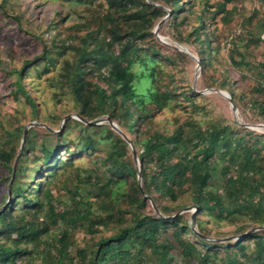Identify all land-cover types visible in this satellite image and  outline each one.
<instances>
[{"label": "trees", "instance_id": "obj_1", "mask_svg": "<svg viewBox=\"0 0 264 264\" xmlns=\"http://www.w3.org/2000/svg\"><path fill=\"white\" fill-rule=\"evenodd\" d=\"M101 2L106 3L101 13L88 22L69 27V41L57 36L50 44L39 40L41 55L15 69L19 78L14 82V93L26 95V101L36 111L34 99L24 89V69L43 63L47 73L71 49L75 58L63 59L61 79L56 83L69 89L78 114L88 121L108 115L132 132L141 121L142 129L133 142L142 162L146 191L160 210L172 214L180 205L166 202L176 203L181 195H186L189 203L198 207V213L212 216L217 223H238L241 237L236 242L205 239L192 230L185 214L159 216L140 184L127 179L128 173L135 177L139 174L129 158L130 148L125 139L110 124L88 125L72 119L81 125L79 146L88 148L93 158L92 166H81L86 172L83 186L76 183L72 189L68 180L58 183L63 169L74 166L75 160L62 157L47 137L33 128L28 132L16 169L13 164L19 155L17 147L10 141L8 148L0 149L3 175L10 173L11 179L8 207L0 211V264H43L44 260L48 264H172L171 252L176 249L183 264H192V260L195 264H264V229L247 233V225L239 223H264L262 134L238 121L234 125L217 121L203 128L199 121L188 120L189 127L183 123L170 133L153 129L151 124L154 115L174 100L178 105L179 95H187L184 97L189 101L201 95L193 87L178 92L163 84L164 66L175 56L189 55L169 46L161 52L164 45L155 25L170 13L180 33L176 39L184 44L198 43V58L202 69H206L212 64L211 56L219 54L221 48L216 29L209 30L208 15L213 19L224 13V21L229 23L234 12L228 11L227 1L219 2L215 10H209L207 5L198 14L191 4L183 16L182 0ZM261 2L263 8L254 14L258 17L256 23L247 29L248 46L264 44V0ZM193 14L196 26L191 20ZM185 24L190 29L183 33ZM77 35L79 43L74 44ZM230 43L229 62L250 69L252 62L243 52L238 50L241 58H236V39ZM256 66L259 76L249 104L264 113V60ZM228 80L220 86L227 87ZM227 92L237 101L232 89ZM18 127L9 133L13 140L22 133ZM100 142L107 143L104 156L96 152ZM38 144L42 153L30 156ZM62 151L69 152L70 148L65 146ZM29 161L33 162L31 167ZM29 172L32 177H28ZM34 178L36 184L31 183ZM49 184H59L73 196L64 198ZM6 200L5 195L3 205ZM197 221L198 232L209 237L205 223ZM105 229L113 232L104 235ZM76 230L89 233L91 240L100 236L87 247L75 248L70 238Z\"/></svg>", "mask_w": 264, "mask_h": 264}, {"label": "rangeland", "instance_id": "obj_2", "mask_svg": "<svg viewBox=\"0 0 264 264\" xmlns=\"http://www.w3.org/2000/svg\"><path fill=\"white\" fill-rule=\"evenodd\" d=\"M222 1H227V9L228 11H233L234 15L229 23L224 21V13H219L213 19L208 15L209 30L212 32L211 30L216 29L221 48L219 54L211 56L212 64H208L206 69H202L198 58V43L192 41L193 39L191 40V44L179 42L176 39L177 35L180 34L179 30L173 25L170 17L166 19L159 29V35L168 42V44L162 43L164 48H161V52L167 51L166 46L172 48H175L173 46L179 48L183 46L190 52L188 53L183 49V52L188 53V58L175 56L169 65L164 66L163 71H161L163 73L161 75L163 84L169 88L177 89L178 92L187 91L188 88L193 87L201 95L196 96L193 101H189L184 97L187 95H179L181 101L178 105L174 100L171 106L154 115V121L151 123L153 129L170 133L177 125L183 123L186 127H189L186 125L188 124V120L199 121L203 128L212 122L218 121L234 125L238 121L250 130L259 132L260 135L262 134L261 137L264 140V126H258L264 125V113H260L258 107L249 104L250 99L254 96L253 86L256 84L259 76L256 65L264 60V44L258 43L257 45L248 46L250 34L247 32V29L251 28L258 18L254 16L255 10L263 8L261 0H182L185 6L181 16L188 13L186 10L191 4H193V10L198 14L203 12V7L207 5L209 10H215L217 4ZM105 5L106 3L104 4L101 0H0V149L8 148V142L11 141L10 144H14L19 152L25 150L28 132L31 128L35 129L47 137V142H50L55 150L60 152L62 157L75 160L74 166L64 168L63 173L59 175L58 179V183L68 180L72 189L76 183L83 186V178L86 172H84L81 166L89 167L93 165V158L90 156L88 148H85L83 145L79 146L80 140H78V137H80L81 125L75 123L73 120H81L78 118L80 115L76 110L73 95L68 88H63L56 83V81L61 79L59 72L63 65V59L69 58L74 60V51L70 49L60 56L57 64L52 66V69L47 73L43 71V63L24 69V89L34 99L37 105L36 111H33L32 105L26 101V95L22 94V92L14 93L16 88L14 82L19 78V74L15 69H20L26 60H32L34 57L41 55L42 45H40L39 40L50 44L53 36H57L59 39L69 41L67 39L71 34L69 27L74 23L92 20L98 12L101 13L100 11L105 9ZM167 15L165 14L163 18ZM191 20L195 24L194 26H196L197 21L194 14L191 16ZM189 29L190 26H186L185 24L182 27V32H187ZM79 36H76V39L73 41L74 44L79 43ZM234 38L236 39L237 46L236 58L238 60L241 58V55H238V50L239 52H243L247 60L252 62L250 69L245 67L240 68L229 62L230 42ZM226 78L229 79V83L227 87L222 88L220 83ZM158 83L160 84V82ZM228 89H232L236 94V113L233 111L230 101L216 91H228ZM194 101L196 102L194 103ZM67 115H71V117L65 120ZM105 117L106 115L90 121L104 119ZM114 122L118 123L117 121ZM100 124L105 125L109 123L103 122ZM141 124L139 120L136 123L134 132L129 131L130 129L123 125L119 124V126L134 144L133 140L137 137V131L142 129ZM17 127L22 133L20 134V138L13 140L9 133H12ZM25 131L26 137L24 140ZM50 132H52V135L49 134ZM91 132H93L92 128ZM114 132L123 138L120 133L115 130ZM64 134L65 136L62 137ZM95 135H97L96 132ZM127 143L130 148L129 158L136 165L137 169L139 165L134 158L129 142ZM57 145H59L58 149L56 148ZM65 146L70 148L69 152L62 151ZM134 147L137 150L135 145ZM40 148L41 146L38 144L29 153L30 156L41 154ZM107 151L108 147L105 142H100L96 147L98 156H104ZM82 158L85 159L78 161ZM17 164L18 160L16 159L13 164L14 169H16ZM32 165L33 162L29 161L28 167ZM1 166L0 163V211L3 207H8V197L11 195L10 173H7V177H5L6 175H3L4 172ZM97 171H100V169ZM127 176L128 180L139 183V175L135 177L133 174L128 173ZM28 177H32V172H29ZM36 179H32L31 183L36 184ZM40 184L42 185L43 182L40 181ZM49 186L57 189L56 192L64 194V198L73 196L67 188H61L59 184H49ZM89 190L88 194L91 195L92 188ZM5 195L7 196V200L5 201L6 204L4 203L3 205L2 197ZM189 201L186 195H181L180 200L176 203L166 202L175 207L179 203L180 207L178 210L172 211V214H164L160 211L164 216L172 217L178 214H185L189 217L188 224L193 231L194 229L199 231L197 220L203 221L205 223L204 230L208 233L210 240L218 242H236L239 240L238 236H240L239 232L241 230L238 231V223H223L224 221L217 223L212 216L198 213V207L190 204ZM185 208L189 210L184 211ZM192 209L196 210V223L192 219ZM240 222L247 225L246 232L248 233L264 229V223L255 225L249 220H240ZM112 232L110 229H105L102 233L110 235ZM99 236L100 234L91 240L89 233L83 230H76L73 231L70 240L75 243V248L77 246L87 247L93 244V241L98 239ZM190 236L193 238V235ZM90 242L92 243L90 244ZM75 250L73 249L74 254ZM34 255L36 257V254ZM171 255L172 264L184 263L178 249L172 250ZM43 264H48V261L44 260ZM192 264H195V261L192 260Z\"/></svg>", "mask_w": 264, "mask_h": 264}, {"label": "water", "instance_id": "obj_3", "mask_svg": "<svg viewBox=\"0 0 264 264\" xmlns=\"http://www.w3.org/2000/svg\"><path fill=\"white\" fill-rule=\"evenodd\" d=\"M169 16H170V13H169V14H168V15H167V16H166V17H165V18H164V19H163L158 25H157V27H156V29H155V32H156L158 38H159L163 43H165V44H168V42H166L165 39L162 38V37L159 35V29L162 27V25L165 23L166 19H167ZM173 47H175V48H179V47H177V46H173ZM180 49H181V50L184 49L186 52L190 53V52H189L187 49H185V47H183V46H181ZM216 91L219 92L220 94H222L225 98H227V99L230 101V103L232 104L233 111L236 113L237 105H236V102L233 100L232 96H231L227 91H224V90H216ZM69 117H71V115H67V116L65 117V120H67ZM78 118H79V120L85 122L86 124H100V123H103V122H108V123L111 125V127H112L115 131H117L118 133H120V134L123 136V138H124L127 142H129V144H130V146H131V148H132V150H133L134 158H135L136 162H137L138 165H139V166L137 167V172H138V174H139V183H140V185H141V187H142V190H143V192H144V195H145L146 198H149V199L151 200L152 205H153V207L155 208L156 212L159 214V216H163V217H164V215L161 213L160 209H159L158 206L155 204V202H154V200L152 199V197H151L150 195H148V193H147V191H146V187H145V184H144V180H143V178H142V176H141V169H142L141 160H140V158H139V155H138V153H137V150L135 149L134 144L132 143V140H131V139L127 136V134H126V133L120 128L119 124L116 123V122H114L109 116H106L104 119L93 120V121H88V120L84 119V118L81 117V116H79ZM258 126H264V125H258ZM26 131H27V130H26ZM26 131H25V134H24V140H25V137H26ZM21 152H22V150L19 152V155H18L17 160L19 159V156H20ZM185 210H189V209H188V208H185L184 211H185ZM192 210H193V209H192ZM195 211H196V210L194 209V210H193V216H192V219H193V222H194V223H196V212H195ZM175 216H176V215H175ZM167 217L172 218V216H167ZM173 217H174V216H173ZM263 227H264V226H263ZM194 232L197 233V234H199L202 238L210 239L208 236H206V235H204V234H202V233H199L198 230H196V229H194ZM247 233H248V232H247ZM247 233H245L244 235H246ZM244 235H242V236H244ZM238 237L240 238L241 235L238 236ZM234 238H235V237H234Z\"/></svg>", "mask_w": 264, "mask_h": 264}]
</instances>
